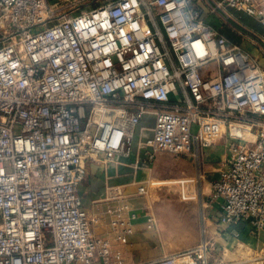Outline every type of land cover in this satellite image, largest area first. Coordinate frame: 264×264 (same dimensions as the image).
Listing matches in <instances>:
<instances>
[{"label": "built area", "instance_id": "2783aa9c", "mask_svg": "<svg viewBox=\"0 0 264 264\" xmlns=\"http://www.w3.org/2000/svg\"><path fill=\"white\" fill-rule=\"evenodd\" d=\"M234 11L264 26V0H109L79 13L0 0V264H127L95 235L79 189L88 161L130 156L146 114L155 122L136 168L157 153L193 154L196 141L209 148L228 128L230 155L209 194L216 233L241 220L264 228V68L215 20L263 52L264 39ZM215 253L204 229L141 264H212Z\"/></svg>", "mask_w": 264, "mask_h": 264}, {"label": "crops", "instance_id": "0c3cea01", "mask_svg": "<svg viewBox=\"0 0 264 264\" xmlns=\"http://www.w3.org/2000/svg\"><path fill=\"white\" fill-rule=\"evenodd\" d=\"M234 13L241 22L264 39V26L257 18L243 12ZM215 22L221 25L231 44H238L250 52L264 68V52L259 47L250 39L239 36L230 24H220L217 19ZM209 68L217 70V65L210 64ZM154 122L153 114L143 117L136 129L130 156L119 155L115 162L109 163L88 161V174L80 185L79 192L93 221L95 235L108 239L114 250L123 252L127 264H141L143 261L181 250L182 246L198 243L206 229L207 234L215 239L216 252L219 253L222 248L225 251L234 244L244 245L257 251L256 254L264 264V228L256 230L248 220H241L230 226L222 235L216 233L220 205L218 202L210 203L209 194L212 182L219 177L223 162L230 155L233 140L228 128L225 127L227 133L209 148L202 147L196 141L193 154L176 156L171 153H157L152 161H146L136 168V160L139 157L146 158L145 152L139 154L138 141L152 135ZM231 129L235 135L244 137L248 128L237 124L232 125ZM162 159H170L172 162L166 163L165 174L162 173ZM161 178H165L163 181L168 178L176 185L163 186V190H167L165 192L182 194V188L183 191L187 189L193 194L194 204L187 206L181 201L167 202L164 208H160L158 203L148 196L149 192L138 191L142 185L147 190L149 183ZM183 182L185 187L181 185ZM188 183H193L192 188ZM110 187H113L117 196L112 201L106 196L110 193ZM164 211L171 212L170 218H182V221H178L177 230L163 229L165 234L168 231L174 236L171 239L166 238L160 229V215L165 216ZM118 214L121 215L120 218ZM149 217L153 218L151 227L148 225ZM188 218H194L195 221H189ZM114 221L122 222L114 224ZM170 242L178 243L170 245Z\"/></svg>", "mask_w": 264, "mask_h": 264}, {"label": "rangeland", "instance_id": "374dc122", "mask_svg": "<svg viewBox=\"0 0 264 264\" xmlns=\"http://www.w3.org/2000/svg\"><path fill=\"white\" fill-rule=\"evenodd\" d=\"M53 3H55L56 5L60 6L63 5L65 7V9L67 10H71L73 13H79L82 10H87V9H91L94 8L96 6H99L101 4L107 3L109 0H52ZM251 28V27H250ZM166 153V152H164ZM169 154V153H168ZM172 155V154H171ZM170 159L167 160H163L162 159V164H163V174H165V165L166 163H172L170 162ZM173 161V160H172ZM176 164V162H174ZM162 179L165 178H161L160 180L155 179L154 181H152L151 183L148 184V188H147V193L148 196L151 198V200L153 199V201H156V203H158V206L160 208H164L166 206V204H168L167 202H176V201H181L182 203H186L187 206H190L192 204H194L193 202V194L189 193L187 191V189L182 188V194L179 193H167L165 191L167 190H163V186H176L175 183H172V180L168 179L166 181H163ZM192 184L193 183H188V186H191L192 188ZM182 186H186L185 182L181 183ZM110 193L106 194V196L112 201L114 199V197L116 196V193L114 194V189L113 187H110ZM109 191V190H108ZM168 212V213H167ZM164 211V215L165 216H161L160 215V221H162V224H160V229H162V234H165V230L169 229V230H177L178 229V221H182V218H170L171 212L169 211ZM189 221H195V219H189ZM166 226V227H165ZM165 227V228H164ZM165 229V230H163ZM166 238H173L174 236L170 233L165 234ZM168 241V239H167ZM173 241V240H172ZM169 243V242H164ZM175 243L177 244L178 242H170V245H175ZM187 245L188 242H186ZM193 245L190 244L189 246ZM186 246V247H189ZM185 246H182V249ZM185 247V248H186ZM257 251L247 248L244 245H239V244H234L230 247H228L227 250L224 251V249L222 248L221 251L218 253H215V258H212V264H263L262 259L259 258L258 254H256Z\"/></svg>", "mask_w": 264, "mask_h": 264}, {"label": "bare ground", "instance_id": "6f19581e", "mask_svg": "<svg viewBox=\"0 0 264 264\" xmlns=\"http://www.w3.org/2000/svg\"><path fill=\"white\" fill-rule=\"evenodd\" d=\"M233 125H237V124H233ZM244 137L248 139H254L255 135L247 129Z\"/></svg>", "mask_w": 264, "mask_h": 264}]
</instances>
